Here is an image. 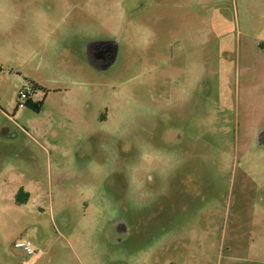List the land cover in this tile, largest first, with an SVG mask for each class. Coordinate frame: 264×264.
<instances>
[{
	"label": "rangeland",
	"instance_id": "rangeland-1",
	"mask_svg": "<svg viewBox=\"0 0 264 264\" xmlns=\"http://www.w3.org/2000/svg\"><path fill=\"white\" fill-rule=\"evenodd\" d=\"M247 231L264 0H0V264H250Z\"/></svg>",
	"mask_w": 264,
	"mask_h": 264
},
{
	"label": "crops",
	"instance_id": "crops-1",
	"mask_svg": "<svg viewBox=\"0 0 264 264\" xmlns=\"http://www.w3.org/2000/svg\"><path fill=\"white\" fill-rule=\"evenodd\" d=\"M246 237L249 238L250 254L245 258V261L250 264H264V234L263 231L255 233L254 231H247ZM258 237V239H256ZM260 250V251H259ZM262 252V253H260ZM184 261L170 262L168 264H183Z\"/></svg>",
	"mask_w": 264,
	"mask_h": 264
},
{
	"label": "flooded vegetation",
	"instance_id": "flooded-vegetation-1",
	"mask_svg": "<svg viewBox=\"0 0 264 264\" xmlns=\"http://www.w3.org/2000/svg\"><path fill=\"white\" fill-rule=\"evenodd\" d=\"M115 46L110 43L98 42L94 44L93 47V55L95 56V63L98 60L105 62L104 64H108L112 62L115 56ZM27 98V97H26Z\"/></svg>",
	"mask_w": 264,
	"mask_h": 264
},
{
	"label": "built area",
	"instance_id": "built-area-1",
	"mask_svg": "<svg viewBox=\"0 0 264 264\" xmlns=\"http://www.w3.org/2000/svg\"><path fill=\"white\" fill-rule=\"evenodd\" d=\"M32 90L33 88L30 87L20 92L19 99H25L28 96L29 91H32ZM13 246L17 249H20L25 255H30L34 252V248L32 247L30 240L28 239L16 240L13 243Z\"/></svg>",
	"mask_w": 264,
	"mask_h": 264
}]
</instances>
